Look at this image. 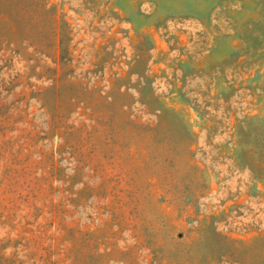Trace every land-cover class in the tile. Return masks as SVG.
<instances>
[{"label":"rangeland","instance_id":"rangeland-1","mask_svg":"<svg viewBox=\"0 0 264 264\" xmlns=\"http://www.w3.org/2000/svg\"><path fill=\"white\" fill-rule=\"evenodd\" d=\"M0 264H264V0H0Z\"/></svg>","mask_w":264,"mask_h":264},{"label":"trees","instance_id":"trees-1","mask_svg":"<svg viewBox=\"0 0 264 264\" xmlns=\"http://www.w3.org/2000/svg\"><path fill=\"white\" fill-rule=\"evenodd\" d=\"M258 151H259V149H253L252 153H255V154H256ZM249 166H250V165H249ZM250 168L253 169V170H254V169H255V170H256V169H257V170H261V167H259V166H258V167H252V165H251Z\"/></svg>","mask_w":264,"mask_h":264}]
</instances>
